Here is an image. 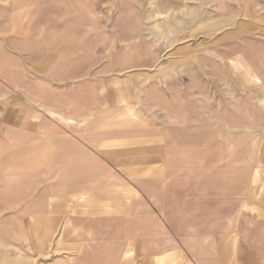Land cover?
<instances>
[{"label":"rangeland","instance_id":"rangeland-1","mask_svg":"<svg viewBox=\"0 0 264 264\" xmlns=\"http://www.w3.org/2000/svg\"><path fill=\"white\" fill-rule=\"evenodd\" d=\"M58 14V82L43 92L59 108L42 110L105 168L91 163L75 197L66 158L17 169L20 153L2 150L29 145L0 138V230L26 213L11 264L264 256V0H59ZM114 214L130 232L112 231Z\"/></svg>","mask_w":264,"mask_h":264},{"label":"crops","instance_id":"crops-1","mask_svg":"<svg viewBox=\"0 0 264 264\" xmlns=\"http://www.w3.org/2000/svg\"><path fill=\"white\" fill-rule=\"evenodd\" d=\"M58 9L59 0H0V138H24L25 143L29 145L23 150L21 144L23 141L20 140L21 143L14 144L17 147L2 150V153H20V160L14 162L17 163L15 167L17 169H47L53 167L49 164H57L54 159L62 163V159L66 158L68 172L75 180L73 194L80 198L83 192L89 190L88 182L95 179L94 173H91V163L99 169L105 166H101L95 160L92 161L90 149L86 150L85 146L76 139L71 138L65 143L63 139L59 140L58 129L52 126V121L56 118H49L42 110L44 106L50 111H58L59 108L58 97L48 99L44 97L43 92L44 89L51 91L54 88L52 80L48 83V79L53 77V72H57L55 80L58 82L60 55ZM263 102L261 99L260 103ZM86 114L85 108L82 112L83 117ZM55 116H58L57 112ZM83 117L76 116L75 119ZM39 137L47 139L38 144L36 138ZM22 152L31 154L33 159H22ZM43 163L46 165L42 166ZM42 174L37 173L36 176ZM20 177L19 174L18 178ZM103 187L100 183L98 189L101 190ZM2 197L3 204L7 199H15V196L12 198L10 193L7 195L4 192ZM124 214L127 218H131L125 219L126 224L133 221L132 217L139 215L131 211ZM118 215H113L116 226L112 231L120 234L130 232L122 225L124 215ZM25 216V211L20 209L16 217L18 230L11 225V221L16 220H12L11 216L8 227L2 224L4 230H0L2 236H0V264H11L12 243L19 248L22 247L21 239L24 238L23 233L25 234L26 231ZM163 231L165 233V229ZM11 233H18L17 243L11 240ZM129 238L134 243V237ZM255 260L253 264H264V256Z\"/></svg>","mask_w":264,"mask_h":264}]
</instances>
